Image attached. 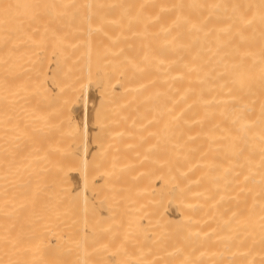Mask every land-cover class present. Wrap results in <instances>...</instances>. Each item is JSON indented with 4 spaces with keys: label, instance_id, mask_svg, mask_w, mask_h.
<instances>
[{
    "label": "bare ground",
    "instance_id": "1",
    "mask_svg": "<svg viewBox=\"0 0 264 264\" xmlns=\"http://www.w3.org/2000/svg\"><path fill=\"white\" fill-rule=\"evenodd\" d=\"M0 264H264V0H0Z\"/></svg>",
    "mask_w": 264,
    "mask_h": 264
},
{
    "label": "rangeland",
    "instance_id": "2",
    "mask_svg": "<svg viewBox=\"0 0 264 264\" xmlns=\"http://www.w3.org/2000/svg\"><path fill=\"white\" fill-rule=\"evenodd\" d=\"M151 139H152V138H151ZM149 140H150V139H149ZM146 141H147V140H146ZM150 141H151V140H150ZM150 141L144 142V147L147 148V150H148V151H147V152H148V156H150V159H151V158H153L152 156L154 155V154L151 155V153L154 152V151H153L154 149L152 148V149H153V150H152L151 147H154V144H153V140H152L151 142H150ZM149 145H150V146L153 145V146L150 147ZM149 147H150V150H149ZM149 151H151L150 154H149ZM148 158H149V157H148ZM148 160H149V159H148ZM146 163H150V161H149V162L146 161ZM144 164H145V163H144Z\"/></svg>",
    "mask_w": 264,
    "mask_h": 264
}]
</instances>
